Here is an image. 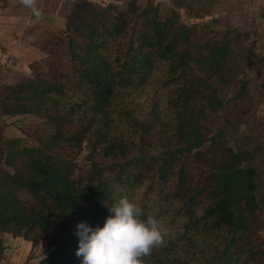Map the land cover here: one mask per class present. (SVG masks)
<instances>
[{
	"label": "trees",
	"instance_id": "16d2710c",
	"mask_svg": "<svg viewBox=\"0 0 264 264\" xmlns=\"http://www.w3.org/2000/svg\"><path fill=\"white\" fill-rule=\"evenodd\" d=\"M65 21L29 74L0 81V117L48 128L3 142L0 259L8 235L48 252L39 264H80L75 224H102L126 196L166 231L143 264H264L253 156L203 124L223 102L201 71L222 77L229 41L202 42L157 0H79ZM243 96L241 84L232 101Z\"/></svg>",
	"mask_w": 264,
	"mask_h": 264
},
{
	"label": "rangeland",
	"instance_id": "374dc122",
	"mask_svg": "<svg viewBox=\"0 0 264 264\" xmlns=\"http://www.w3.org/2000/svg\"><path fill=\"white\" fill-rule=\"evenodd\" d=\"M0 0V81L9 82L20 74H29L28 62L35 46L61 33L68 26L65 18L79 0H36L41 10L39 19L30 15L21 18L14 32L15 18L10 13H29L22 0ZM98 2L99 0H92ZM146 0H138L144 4ZM161 14L175 6L181 20L197 24L203 33L202 42L229 41L231 65L222 77L205 69L201 74L217 88L223 108L203 121L205 134L224 130L226 142L233 149L249 151L251 164L258 174V199L261 222L260 237L264 243V0H157ZM12 2V3H11ZM4 4V5H3ZM3 5V6H2ZM20 9L16 10V6ZM122 6V3H119ZM13 6V7H12ZM198 9L195 17L190 9ZM3 29L5 33L3 32ZM35 50V49H34ZM244 85V96L237 102L232 96ZM232 123L228 126L229 121ZM47 127L34 114L0 117V166L3 165L7 138L22 137L26 144H36L37 135ZM5 248L0 264H39L48 256L40 246L8 235L3 236Z\"/></svg>",
	"mask_w": 264,
	"mask_h": 264
},
{
	"label": "clouds",
	"instance_id": "9594fccd",
	"mask_svg": "<svg viewBox=\"0 0 264 264\" xmlns=\"http://www.w3.org/2000/svg\"><path fill=\"white\" fill-rule=\"evenodd\" d=\"M37 19L41 10L36 0H22ZM109 215L102 224L78 221L74 234L78 237L75 255L80 264H143L142 257L164 242L163 222L154 214H146L143 206L126 196L105 205ZM69 212V211H68Z\"/></svg>",
	"mask_w": 264,
	"mask_h": 264
},
{
	"label": "crops",
	"instance_id": "0c3cea01",
	"mask_svg": "<svg viewBox=\"0 0 264 264\" xmlns=\"http://www.w3.org/2000/svg\"><path fill=\"white\" fill-rule=\"evenodd\" d=\"M3 1H6L7 3H9L8 1L9 0H3ZM2 1V3H4ZM12 3V2H11ZM5 4V3H4ZM3 4V5H4ZM2 5V6H3ZM13 7V6H12ZM20 5H18V6H16V10H19L20 9ZM0 8H1V5H0ZM30 15H32V12H31V10H30V12L27 14H25L24 12L23 13H10V14H8L7 16H9V18L12 16L13 18H15V19H17V20H15L14 22L16 23L15 25H13V27H16V28H14V32H17V31H20V30H18L19 29V27H20V19L21 18H26L27 20L30 18L29 16ZM33 16V15H32ZM6 31V30H5ZM5 31H4V29H3V32L2 33H5Z\"/></svg>",
	"mask_w": 264,
	"mask_h": 264
}]
</instances>
